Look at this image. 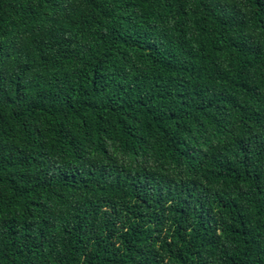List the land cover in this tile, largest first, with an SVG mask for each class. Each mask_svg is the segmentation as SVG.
<instances>
[{
	"label": "trees",
	"instance_id": "trees-1",
	"mask_svg": "<svg viewBox=\"0 0 264 264\" xmlns=\"http://www.w3.org/2000/svg\"><path fill=\"white\" fill-rule=\"evenodd\" d=\"M0 264H264V0H0Z\"/></svg>",
	"mask_w": 264,
	"mask_h": 264
}]
</instances>
